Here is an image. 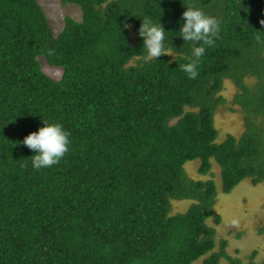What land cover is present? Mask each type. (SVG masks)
I'll return each mask as SVG.
<instances>
[{
  "label": "trees",
  "instance_id": "obj_1",
  "mask_svg": "<svg viewBox=\"0 0 264 264\" xmlns=\"http://www.w3.org/2000/svg\"><path fill=\"white\" fill-rule=\"evenodd\" d=\"M62 2L82 16L67 15L55 34L40 0H0V264H241L217 243L212 177L216 162L225 193L264 182V0ZM189 3L219 21L195 79L179 67L191 56L179 33ZM142 17L164 26L175 60L144 61ZM226 80L245 130L218 142ZM43 119L71 144L36 170L21 142ZM193 160L211 178L190 177ZM184 199L195 202L175 212ZM255 257L247 264H264Z\"/></svg>",
  "mask_w": 264,
  "mask_h": 264
},
{
  "label": "rangeland",
  "instance_id": "obj_2",
  "mask_svg": "<svg viewBox=\"0 0 264 264\" xmlns=\"http://www.w3.org/2000/svg\"><path fill=\"white\" fill-rule=\"evenodd\" d=\"M49 19L54 33H59L65 24L67 15L80 20L82 11L78 5L63 4L62 0H40ZM43 70L56 79L62 77L63 70L49 66L42 59ZM237 87L231 80H226L221 95L227 98L225 104H219L215 116V125L218 129V142L226 139L228 134L240 136L245 130L242 110L232 103ZM257 121L264 126V119ZM213 179L217 188V199L213 204L215 215L221 216L219 224L215 225L217 243L226 239V251L234 259L238 258L241 264H247L249 256L256 253L255 262L264 260V236L258 233V227L264 222V182L254 185L249 178L239 182L229 193L223 191V181L220 166L214 162ZM199 160L186 163L185 167L190 177L194 179H208L209 175H202L198 168ZM195 202L194 199L173 200L175 212H185ZM211 219V220H210ZM208 219L213 223L212 218ZM217 244L216 250H219ZM222 264H231L223 259Z\"/></svg>",
  "mask_w": 264,
  "mask_h": 264
},
{
  "label": "clouds",
  "instance_id": "obj_3",
  "mask_svg": "<svg viewBox=\"0 0 264 264\" xmlns=\"http://www.w3.org/2000/svg\"><path fill=\"white\" fill-rule=\"evenodd\" d=\"M186 11L182 14V24L179 31L185 43L191 44V56L187 57V63L180 64L182 71L187 73L189 79H195L198 75L197 66L201 57L205 54V48L215 45V38L219 35V21L207 14L202 8L189 3L184 5ZM260 23L264 25V20ZM125 28H130L128 24ZM139 36L143 38V48L146 55L144 61L151 62L159 60L161 56H172L175 54L171 47L165 46V29L159 23H154L149 17H142V23L138 30ZM257 42L261 41L260 35H256ZM50 54H52L50 52ZM43 127L38 131L27 135L21 142L33 152L37 153L30 157L32 167L36 170L49 168L60 163L64 156L69 152L71 133L65 130L61 123H50L43 119ZM27 167V165H23Z\"/></svg>",
  "mask_w": 264,
  "mask_h": 264
}]
</instances>
